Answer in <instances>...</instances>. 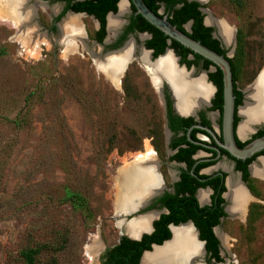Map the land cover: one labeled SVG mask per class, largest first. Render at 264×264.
<instances>
[{
  "label": "rangeland",
  "instance_id": "rangeland-1",
  "mask_svg": "<svg viewBox=\"0 0 264 264\" xmlns=\"http://www.w3.org/2000/svg\"><path fill=\"white\" fill-rule=\"evenodd\" d=\"M23 3L32 14L23 32L0 20V264H19L20 249L34 243L49 246L40 264H100L103 249L125 236L124 207L115 203L125 191V171L137 156L153 150L164 189L179 170L169 160L163 95L146 69L152 58H140L147 38H128L132 60L117 84L98 69V62L127 21L128 3L123 14L110 15L118 26L107 30L103 44L93 39L95 19L70 13L77 15L81 35L68 50L61 25L69 14L58 23L59 31L52 26L62 5ZM202 7L214 31L217 22L231 28V43L223 47L230 58L241 30L243 56L236 84L249 96L264 67V0H208ZM202 71L197 68L189 79L203 78ZM208 86L212 98L213 87ZM24 114L26 124L16 129L13 120ZM208 116L217 128V114ZM255 165L259 171L250 178L256 195L245 184L249 199L243 212L226 213L216 227L222 264H264V166L259 161ZM218 166L228 170L232 161L221 158ZM65 187L86 198L90 216L63 201ZM209 197L207 192L203 203ZM252 204L257 208L248 219ZM203 257L196 262L203 264Z\"/></svg>",
  "mask_w": 264,
  "mask_h": 264
},
{
  "label": "trees",
  "instance_id": "trees-1",
  "mask_svg": "<svg viewBox=\"0 0 264 264\" xmlns=\"http://www.w3.org/2000/svg\"><path fill=\"white\" fill-rule=\"evenodd\" d=\"M50 2H64L65 6L62 13L55 19L59 20L67 11L74 13H85L88 16H93L98 22V29L94 33L93 39L102 44L106 36V15L110 12L116 13L117 3L119 0H49ZM145 5L155 14H158L159 9L163 8V14L160 17L166 16L167 20L174 25L178 30L186 34L191 39L198 41L206 48L226 56V50L221 46L219 40L212 36V27L205 26L203 23L204 15L200 11V4L195 1L187 0H143ZM131 15L129 23L125 27L123 35L119 41L111 46V48L119 47L126 39L127 34L138 32L148 33L150 38L145 41L146 49L152 51L153 59L163 54L167 48L173 50L176 56L179 57V63L185 65L188 69L192 66L201 70L207 71L209 82L215 88V96L212 99V106L209 110L218 111L219 118L217 124L221 131V116L223 109L222 96V72L212 62L203 58L197 53H194L189 48L184 47L174 39L169 38L162 31L151 25L144 17L137 13L135 6L131 3ZM191 21L189 31H186L184 25ZM242 32L240 29L236 33V49L234 58H228V62L232 70V79L234 85V104L235 109L242 104L243 93L237 87L238 60L243 56V46L241 41ZM188 56L191 59H188ZM214 67V71H209ZM32 95V94H31ZM166 101V120L169 130L173 133V138L169 143L171 150L176 152L169 157V160L184 163L186 168L181 170L179 180L174 184V192H165L157 198L150 208H165L166 212L161 214L157 220L153 222V230L149 234H143L139 240H132L126 236L120 237L119 241L109 247H105L99 257L100 264H139L140 258L145 251H151L154 245H162L163 242L171 238L169 225H179L191 221L198 231L199 240L204 242L207 262L214 259L216 263L222 262L220 255V242L215 236L213 228L220 224L222 218L226 216L224 212L225 201L222 194L225 192L223 179L225 174L215 177L199 174V170L214 164L215 161L198 163L190 173L195 161L193 155L198 150H203L208 153L216 154L210 148H204L201 145L194 143L199 142L196 138L198 133L207 136L211 145L216 146L211 136L203 130L192 129L187 136L188 128L196 124L193 118H181L173 114L171 100L168 93H165ZM236 112V110H235ZM239 118L234 114L233 126L234 129ZM27 122V114L22 117H17L13 120V126L16 129H21ZM199 124L203 127L210 128V121L206 118L203 111L199 112ZM178 134H181L177 136ZM264 135V129L256 132L250 140L240 142L236 139L239 147H243L251 140ZM219 140L222 137L218 136ZM222 155L227 156L235 163V170L241 172L243 182L249 190L256 195L253 190V180L250 178L247 166L254 160L256 156L264 155V150L256 153L254 156L245 160L236 159L229 155L224 149H220ZM201 178L202 180H199ZM209 187L212 189L210 196V205L200 207L196 199V190L198 188ZM63 201L68 202L72 209L80 211L85 216H90L88 202L78 191L69 187L64 188ZM256 204H252L249 208L248 219ZM49 249L46 243H34L20 249L18 253L19 264H40L39 258L45 250Z\"/></svg>",
  "mask_w": 264,
  "mask_h": 264
},
{
  "label": "bare ground",
  "instance_id": "bare-ground-1",
  "mask_svg": "<svg viewBox=\"0 0 264 264\" xmlns=\"http://www.w3.org/2000/svg\"><path fill=\"white\" fill-rule=\"evenodd\" d=\"M23 2L24 0H0V20L3 22H9L11 26L18 30L19 34L23 32L27 21L31 19L32 15L31 11H27L25 9ZM122 2L124 1H121L120 4ZM55 9L56 8H54V10ZM125 10L126 5L125 3H122L120 6V13L123 14ZM76 16L69 14L68 17L63 20V24L61 25V36L63 37L64 44H66V50L71 48L72 39L80 37L81 35V29L79 25L80 21ZM206 21L208 22L207 18ZM217 23L221 38L226 44L229 45L232 40L231 28H229V26L227 25H224V23L222 22ZM117 26V22L113 18L110 19V23L108 22V30L110 28V30L112 29L111 31H114ZM126 47L118 56L109 58L110 60H108V62H98V69L102 71L109 80L117 84L122 77L120 73H118L120 67L119 65L126 59H128L132 53V47ZM143 55L144 58L145 56L147 57L146 54L143 53ZM173 64L174 62L171 54L167 53L166 55L161 57V59L156 62L153 67H155V73L164 75L169 79L175 97V107L177 109L178 106L182 113L178 109L177 111L181 114L189 113L194 108H197L201 104L207 102L206 100L209 99L211 94V88L207 85L203 76V78L189 79L190 74H185L180 70H176ZM156 75L157 74H155V77ZM155 77L152 76V80L156 85ZM248 92L249 96L247 97V102L244 103V105L246 104V106L242 110V113H240V111L244 105L239 110L240 116L243 115L245 119L243 124L240 123L239 125L240 128L242 124V135L250 129L251 125L264 123V79L260 80L258 85L251 86ZM176 98L178 100V103H176ZM140 157H143V155L139 156L138 159H141ZM148 162L151 161L147 159L146 163ZM260 164L264 166V159L260 160ZM253 169L255 172L259 171L257 165H255ZM124 179L125 185L122 189H124L125 191L121 195V199L119 198L116 201V208L127 206L134 207L136 203L142 202V200L145 199V196L149 195L150 193L152 194V192H150L151 188H159V182L152 165L144 164L143 166L140 164V166H132L125 172ZM229 188L230 193L227 198V194L229 192L227 183L228 191L226 194V199H229L231 202L229 210L232 212V214L242 212L245 209V206L249 199L247 194L242 189L241 185L235 180H230ZM126 192L129 194L126 195ZM203 197L204 195H202V198ZM152 218L143 216L135 222L126 224V233L131 236H137L140 231H148L150 229L149 222ZM182 227L186 226H180L173 229V233H175L173 240L170 243H167L162 248H156L153 253L145 254L141 264H185L189 256L194 255V253L200 255L201 245L196 240L194 231L189 227Z\"/></svg>",
  "mask_w": 264,
  "mask_h": 264
},
{
  "label": "water",
  "instance_id": "water-1",
  "mask_svg": "<svg viewBox=\"0 0 264 264\" xmlns=\"http://www.w3.org/2000/svg\"><path fill=\"white\" fill-rule=\"evenodd\" d=\"M128 3H132L136 10L137 13L141 14L145 20H147L151 25L155 26L157 29H159L160 31H162L165 35H167L169 38L174 39L175 41L179 42L181 45H183L186 48H189L190 50H192L194 53L199 54L200 56H202L203 58L209 60L210 62H212L216 67H218L221 72H222V96H223V109H222V119H221V135H222V141L218 140V138L215 135V131H218V128H215V131L213 132L210 129L207 128H202L201 126H194V127H198L201 129H205L208 133H210L215 142L217 143V145L224 149L225 151H227L232 157L236 158V159H247L252 157L253 155H255L256 153H259L260 151L264 150V135L258 138H255L253 140H251L250 142H248L246 145H244L243 147H239L238 144L236 143L235 140V135L239 137L238 135V128H239V123L236 127V129L234 130V126H233V121H234V114H235V104H234V85H233V79H232V70H231V66L228 62V58H230V56L228 54H226V56H222L220 54H217L216 52L206 48L205 46H203L202 44H200L198 41H195L193 39H191L190 37H188L186 34H184L183 32H181L180 30H178L174 25H172L166 18V16L160 17V11L158 12V14L153 13L144 3L143 0H127ZM187 1H195L198 2L201 5V12H205L204 8L202 7L208 0H187ZM41 3H47V1H41ZM75 14L73 12H68L65 16H67L68 14ZM81 15V14H79ZM82 15H86V14H82ZM112 15V13H109L107 15V25H106V30H108V18L109 16ZM62 22V21H61ZM203 23L205 26L210 27L211 25L206 21V17L204 16L203 19ZM191 26V21L187 22V24L185 25V28L187 29V31L189 30ZM213 37L216 38L217 40L220 41L221 45L223 47H226V43L224 42V40L221 38L218 29L217 30H213L212 33ZM105 43V40H104ZM128 42H126L121 48L117 49V50H112L109 52L104 53L101 56V59H99V61L101 62H108V60H110L109 58L112 57H116L119 54L122 53V51L125 49V47L127 46ZM141 51L145 52L147 54L148 59L152 58L151 51L145 49L144 47L141 48ZM140 51V52H141ZM167 53H170L172 58H173V66L176 70H180L185 74H191L193 71H195L194 67H191L190 69H187L186 66L184 65H180L178 63L179 58L176 57L174 55V53L172 52V50L170 49H166L164 54L159 55L158 57L152 59V61L150 62V65H148V67H146L148 73L150 74V76H154L155 74L156 77V85L154 84L153 80V85L156 87L157 90L160 91L161 95H162V88H163V83L167 84V87L171 93V96L173 98V108L176 112L177 115L181 116V117H194L195 119H197V112L203 108V107H210L211 103H210V98L207 100L206 103H203L202 105H200L197 108H194L192 111H190L188 114H181L177 111L176 107H175V97H174V93L171 87V83L169 81V79L164 76V75H160L158 73H155V67H153V65L158 62L161 57H163L164 55H166ZM132 53L130 55V57L128 59H126L124 62H122L119 66V72L120 75L122 76V74L124 73L128 63L132 60ZM215 68L212 67L210 68L209 71H214ZM201 76L204 77L205 82L208 80V76H207V71H202L201 72ZM152 79V78H151ZM264 79V67L263 69L260 71L259 75L257 76V78L255 79V81L252 83L251 86H256L258 85V83L260 82V80ZM208 85H210L211 87H213V91H216V88L209 82ZM250 86V87H251ZM249 87V88H250ZM246 95H244V99L246 98ZM245 101V100H244ZM244 101H243V105H244ZM242 105V106H243ZM242 106H238V112L237 115L240 116L239 114V110ZM264 126V123H259V124H255L253 125V128L251 127L248 131H246V133H254L256 132V130L258 129V127H262ZM166 127V125H165ZM166 131L168 134L169 131L166 128ZM245 133V134H246ZM205 146V145H204ZM200 154L199 152L197 153V155ZM219 156V154H218ZM260 159H264V156H259L256 158V161H259ZM138 162V161H135ZM142 162V161H141ZM140 163V161H139ZM133 167L137 165V163H133L132 164ZM254 163L251 165V168L253 167ZM253 171H251V175H253ZM239 182V184L242 186L243 189L246 190L244 184L239 181V179L237 180ZM225 186H226V191L223 193V198L226 201V194H227V178L225 180ZM162 185L161 188L154 192L153 194H150L149 196H147L145 199L142 200V202H138L136 203V205L134 207H124L123 210L120 213V216L125 219L126 224H130V222H135L136 220H138L140 217L146 216V215H152V219L149 222V227L150 229L148 231H140L137 236H131L129 234L124 233V235L126 237H128L129 239L132 240H139L141 238V236L143 234H147L150 233L152 231V222L154 220H156L160 214V212H156V211H150V212H144L141 214H138V212L142 209H144L149 203L150 201L157 195H159L162 192ZM200 190H198L197 194L199 195ZM197 195V198H198ZM199 199V198H198ZM200 201V200H199ZM209 201H207L208 204ZM204 203L200 201V206H202ZM225 212L228 213L227 211V206H225ZM164 212V210L162 211ZM135 214L133 216H131L129 219L127 218L128 216ZM180 226H189L195 233V238L196 240L200 243L201 245V253H200V257L199 256H189L188 260H186L185 264H192L196 259L201 258L204 254H205V249H204V242L199 240V234L198 231L195 229V227L193 226L191 221H188L186 223H182L179 225H170V230H171V238L165 242H163L162 245L156 246L154 245L152 247L151 251H145L143 252L141 258H140V262L139 264L142 263L143 257L145 256V254L147 253H153L154 250L156 248H162L164 247L167 243H170L173 240L174 237V233H173V229L180 227ZM217 227V226H216ZM216 227H214V234L215 236L218 238L219 242H220V246H221V240L219 238V236L216 233Z\"/></svg>",
  "mask_w": 264,
  "mask_h": 264
},
{
  "label": "flooded vegetation",
  "instance_id": "flooded-vegetation-1",
  "mask_svg": "<svg viewBox=\"0 0 264 264\" xmlns=\"http://www.w3.org/2000/svg\"><path fill=\"white\" fill-rule=\"evenodd\" d=\"M34 1H47V3H53V4H61L62 5V7H61V13H62V11H63V9H64V6H65V3L64 2H50L49 0H34ZM121 1H124V2H122V3H128V1L127 0H119L118 1V3H117V11H116V13L118 12L119 14H120V6H121V4H120V2ZM119 4H120V6H119ZM128 5H129V7L131 6V3L129 4L128 3ZM201 6V5H200ZM201 8V7H200ZM199 8V9H200ZM160 9H162L163 10V8L161 7ZM160 9H159V11H160ZM158 11V12H159ZM201 11V10H200ZM68 12H71V11H67L62 17H64ZM60 13V14H61ZM74 13V12H73ZM110 13H112V15H115L116 13H113V12H110ZM202 13V12H201ZM75 14H85V13H75ZM109 14V13H108ZM107 14V15H108ZM161 14V13H160ZM203 14V13H202ZM87 15V14H86ZM107 15H106V25H107ZM130 15H131V9H130ZM130 15L128 16V18H127V21L124 23V26L122 27V29L120 30V31H118V33H117V35H116V37H115V39H114V41L108 46V49H110L109 51H112V50H117V49H119V48H121L126 42H128V38L131 36V35H134V34H139V35H145L146 36V40H148L151 36H150V34H148V33H146V32H144V33H138V32H133V33H130V34H127V37H126V39L122 42V44L119 46V47H117V48H111V46H113L114 44H116L118 41H119V38L123 35V33H124V30H125V27L127 26V24L129 23V17H130ZM59 15H57V17H58ZM76 16V15H75ZM88 16V15H87ZM57 17H55V19L57 18ZM62 17L59 19V20H53V22H52V26L54 27V29L57 31H59V27H58V23L61 21V19H62ZM90 17H92L93 19H95L93 16H90ZM110 19H112V17H110V18H108V22L110 23ZM114 19V18H113ZM96 20V19H95ZM97 21V20H96ZM98 23V22H97ZM187 24V23H186ZM185 24V25H186ZM185 25H184V28H185ZM186 29V28H185ZM190 29V28H189ZM109 31H110V28H109ZM186 31H187V29H186ZM189 31V30H188ZM106 33H107V30H106ZM107 35V34H106ZM213 36V35H212ZM106 39V36H105V38H104V40ZM104 40H103V42H102V44L104 43ZM145 40V41H146ZM95 41V40H94ZM145 41H144V43H145ZM96 42V41H95ZM97 43V42H96ZM144 43H143V47L145 48V46H144ZM97 44H99V43H97ZM127 46H131V43H129ZM222 46V45H221ZM132 47V46H131ZM223 47V46H222ZM126 48H129V47H126ZM146 49V48H145ZM167 49H170V48H167ZM148 50V49H147ZM170 50H172V49H170ZM108 51V52H109ZM151 51V50H150ZM165 52V51H164ZM172 52H173V50H172ZM132 53H133V50H132ZM143 53H145V52H141L140 53V58L142 59V54ZM174 53V52H173ZM146 54V53H145ZM164 54V53H163ZM151 56H152V51H151V54H150ZM162 55V54H161ZM174 55L176 56V54L174 53ZM176 57H178V56H176ZM148 58V57H147ZM179 58V57H178ZM152 59H153V57H152ZM188 59H191V57H189L188 56ZM143 61V60H142ZM147 62H148V59L146 60ZM178 63H179V60H178ZM180 64V63H179ZM181 65V64H180ZM185 66V65H184ZM192 67H194V66H192ZM191 68V67H190ZM189 68V69H190ZM195 68V70L197 69L196 67H194ZM188 69V68H187ZM190 78H191V76H190ZM209 81V80H208ZM211 83V82H210ZM212 84V83H211ZM208 85V84H207ZM213 85V84H212ZM214 86V85H213ZM215 87V86H214ZM249 91V90H248ZM216 92V91H215ZM215 92H214V95H213V97L210 99V103H211V101H212V99L214 98V96H215ZM242 92V91H241ZM165 93H168L169 94V97H170V100H171V107H172V110H173V114H175V115H177L176 114V112H175V110H174V108H173V98H172V96H171V93H170V91H169V89H168V87H167V84L166 83H163V88H162V95H163V99H164V103H165V108H164V111H165V116H166V101H165ZM243 93V92H242ZM249 93V92H248ZM247 96H248V94L246 95V98H245V101H244V94H243V100H242V104L241 105H239V107L240 106H242L243 105V101H244V103L245 102H247ZM176 100H177V98H176ZM207 101V100H206ZM176 103H178V100L176 101ZM202 105V104H201ZM177 106V105H176ZM211 106H212V103H211ZM210 106V107H211ZM245 106H246V104L241 108V111H240V113H242V110L245 108ZM210 107H203V108H201L198 112H197V119H195L194 117H191V118H193L194 119V121L196 122V124H193L191 127H189L188 128V131H187V136L189 135V132L192 130V129H200V130H203V131H206L205 129H201V128H198V127H194V126H201V124H199V112H201V111H203L204 112V114H205V116H206V118L210 121V128H207V127H203V126H201L202 128H207V129H210V130H212L213 132L215 131V129H214V126H213V124H212V122H211V120H210V118H209V114H211V113H216L217 114V119H216V127L218 128V131H215L214 133H215V135H216V137L218 138V136L220 135L221 137H222V135H221V131H220V129H219V126H218V124H217V120H218V118H219V113H218V111H212V110H209L210 109ZM238 106L236 107V112H235V114H236V117L237 118H239L240 116H238L237 115V112H238ZM177 109L180 111V109L178 108V106H177ZM181 112V111H180ZM182 113V112H181ZM183 114H188V113H183ZM242 115V114H241ZM178 117H181V116H179V115H177ZM241 117H243L244 118V116L242 115ZM181 118H188V117H181ZM221 119H222V116H221ZM244 121H245V119H244ZM243 121V122H244ZM243 122H242V124H243ZM238 123H239V120H238V122H237V124H236V127H237V125H238ZM242 124H241V126H242ZM165 125H166V128L168 129V131H169V136H171V138L169 139V141H168V144H167V149L169 150V157L170 156H172L175 152H176V150H171L170 148H169V143H170V141H171V139L173 138V133L169 130V128H168V126H167V120H166V117H165ZM241 126H240V128H239V134H240V136H244V134L242 135V133H241ZM251 126H253V125H251ZM250 126V127H251ZM236 127H235V129H236ZM234 129V130H235ZM264 129V126H262V127H258V129L256 130V132H258L259 130H263ZM248 131V130H247ZM207 132V131H206ZM256 132H254V133H251V135H250V137L249 138H247L246 140H240V138L238 137V136H236L235 135V140L237 139L238 141H240V142H246V141H248V140H250L251 139V137L256 133ZM208 133V132H207ZM210 136H211V138L214 140V138H213V136L210 134V133H208ZM179 135H181V134H178L177 136H179ZM199 135H201L202 137H204L205 139H201V138H199ZM196 138L198 139V141L199 142H194V143H197V144H199V145H201L202 147H206V148H210L211 150H213L216 154L214 155L213 153H208V152H205V151H203V150H198L194 155H193V159L194 160H196L195 161V163H194V165L192 166V168H191V170H190V173L191 172H193L192 170L195 168V166L198 164V163H201V162H208V161H215L214 162V164H212V165H210V166H206V167H204V168H202V169H200L199 170V174H201V175H205V176H210V177H215V176H222L223 174H225V176H224V179H223V183H224V186H225V180H226V178H227V183H228V190H229V192H228V194H227V198H228V195H229V193H230V188H229V182H230V180L232 179V180H235V181H237L238 179H239V181H241L244 185H245V182H243V180H242V177H241V172L240 171H237V170H235V163L232 161V166L228 169V170H225L223 167H221V166H218V161H219V159H221V158H226L227 156H225V155H222L221 154V152H220V149H222V148H220L218 145H217V143L215 142V140H214V142H215V144H216V146H213V145H211V141H210V139L207 137V136H205V135H203V134H201V133H198L197 135H196ZM218 140H219V138H218ZM220 141H222V140H220ZM237 143V142H236ZM205 145V146H204ZM147 152V153H146ZM146 152H144V154H141V155H143V157H140L141 159H138L139 158V156H141V155H139V156H137V160L136 161H138V162H134V163H137V165H139L140 166V164L141 165H143L144 166V164L145 165H152V167H154V172H155V175L157 176V180H158V182H159V188H157V189H154V188H151V191L150 192H152V194L154 193V192H156V191H158L160 188H161V183H160V181H159V178H158V175H157V172H156V162H155V158H154V152H153V150H147ZM200 153V154H198L197 155V153ZM228 153V152H227ZM151 154V155H150ZM218 154H219V156H218ZM201 155H205L204 156V158H198V156H201ZM230 155V154H229ZM254 156V155H253ZM259 156H264V155H259ZM259 156H256L255 158H254V160L252 161V162H250L249 163V165L247 166V170H248V173H249V176H252L251 175V171H253L254 173H257V172H255L254 171V166H255V162H257L256 161V158L257 157H259ZM150 157V158H149ZM228 158V157H227ZM147 159H149L151 162H148V163H146L147 162ZM229 159V158H228ZM242 160V159H241ZM245 160V159H244ZM139 161H140V163H139ZM142 161V162H141ZM171 161V160H170ZM171 162H173V164H175L176 166H178L179 167V170H178V173H177V178H176V180L174 181V183L171 185V187L169 188V189H162V192L159 194V195H157V196H155L151 201H150V203L144 208V209H142V210H140L139 212H138V214H141V213H144V212H150V211H156V212H160V214H159V216L161 215V214H163V213H165L166 212V209L165 208H150L149 209V206H151V204L157 199V198H159L160 196H162L165 192H167V193H173L174 192V184L179 180V176H180V173H181V170L182 169H185L186 168V166H185V164L184 163H179V162H176V161H171ZM254 163V165H253V167L251 168V165ZM259 163H260V160H259ZM217 166V167H216ZM214 168V169H213ZM233 170H234V172H233ZM126 172V171H125ZM226 173H228V174H226ZM235 176L237 177V179L235 178ZM199 180H202L201 178H199ZM238 182V181H237ZM239 183V182H238ZM163 187V186H162ZM242 187V186H241ZM243 189V188H242ZM198 190H200V192H199V195L197 194V192H198ZM244 190V189H243ZM225 191H226V186H225ZM245 191V190H244ZM209 193L210 194V196H211V194H212V189L211 188H209V187H205V188H198L197 190H196V199H197V201H198V204H199V206H200V201H202V202H204V200H205V195H206V193ZM246 193V192H245ZM151 194V193H150ZM149 194V195H150ZM128 195V194H127ZM149 195H147V196H149ZM197 195H198V198H197ZM202 195H204V197L202 198ZM223 195V194H222ZM147 196H145L144 198H146ZM222 198H223V196H222ZM224 199V198H223ZM200 200V201H199ZM208 204H207V202L206 203H204L202 206H200V207H203V206H206V205H210V203H211V201H210V197H209V199H208ZM225 201V200H224ZM228 201H229V206H228V211H229V213L231 214L232 212L229 210V207L231 206V202H230V200L228 199ZM225 206L226 205H224V209H225ZM164 210V212H162ZM224 212H225V210H224ZM243 212V211H242ZM242 212H239V213H242ZM226 213V212H225ZM133 215H135V214H132V215H130V216H128V219L131 217V216H133ZM159 216H158V218H159ZM145 217H147V218H152V215H148V216H145ZM157 218V219H158ZM156 219V220H157ZM223 219V218H222ZM221 219V220H222ZM150 220V219H149ZM155 221V220H154ZM153 221V222H154ZM153 222H152V230H153ZM182 224V223H181ZM193 224V223H192ZM170 225H172V224H170ZM170 225H169V229H170ZM174 226H176V225H174ZM194 226V225H193ZM187 227H189V226H186V227H182V228H187ZM190 228V227H189ZM180 229V228H179ZM196 229V228H195ZM177 230V229H176ZM171 231V230H170ZM213 231H214V228H213ZM151 233V232H150ZM175 233V232H174ZM147 234H149V233H147ZM204 249H205V246H204ZM221 251V250H220ZM194 255L195 256H199V254H197V253H194ZM220 255H221V253H220ZM204 257L202 258L203 259V264H222V262H220V263H216L215 262V260L214 259H211L209 262H207V254H206V250H205V254L203 255ZM197 260V259H196ZM196 260L192 263V264H198V262H196Z\"/></svg>",
  "mask_w": 264,
  "mask_h": 264
}]
</instances>
